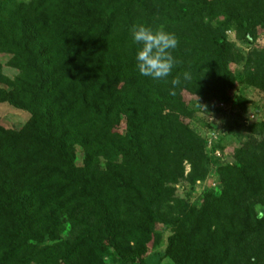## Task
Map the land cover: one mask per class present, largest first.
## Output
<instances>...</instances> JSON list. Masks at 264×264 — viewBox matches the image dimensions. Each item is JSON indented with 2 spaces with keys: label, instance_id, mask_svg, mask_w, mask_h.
Instances as JSON below:
<instances>
[{
  "label": "trees",
  "instance_id": "16d2710c",
  "mask_svg": "<svg viewBox=\"0 0 264 264\" xmlns=\"http://www.w3.org/2000/svg\"><path fill=\"white\" fill-rule=\"evenodd\" d=\"M137 24L178 37L167 80L136 69ZM228 30L253 44L264 0H0V54L17 71L0 65V103L29 114L0 122V264H142L157 225L171 264H264V118L247 123L259 139L212 163L190 126L198 103L226 101L231 62L264 93V49L235 50ZM170 146L191 183L212 165L221 188L173 206Z\"/></svg>",
  "mask_w": 264,
  "mask_h": 264
},
{
  "label": "rangeland",
  "instance_id": "374dc122",
  "mask_svg": "<svg viewBox=\"0 0 264 264\" xmlns=\"http://www.w3.org/2000/svg\"><path fill=\"white\" fill-rule=\"evenodd\" d=\"M225 34L227 39L234 45L235 50H239L241 53H248L254 49H264L263 32L260 33L253 44L238 40L233 30H228ZM7 61L8 56L0 54L1 72L6 78L12 80L17 75V71L10 68ZM229 68L237 80L226 101L220 100L211 102L210 104H202L203 110L200 107L194 109V113L190 119V126L204 142L205 152L210 158L211 163L216 159L213 150L208 146V141L210 139L213 140L212 132L216 136L214 147L220 152L221 159H230L234 151L238 147L243 146L245 141L251 138L259 139L247 133L248 121L256 122L264 118V93L244 81V78L248 75L246 74L247 69L244 63L234 64L231 62ZM28 119L29 114L27 112L6 103H0V122L3 126L18 130L23 127ZM122 127H120V130ZM170 147H168V151L171 154L168 155L170 156L168 163L171 172L170 176L174 177V181L171 183L174 192L173 198L175 200L172 203L173 206H176L179 201L196 205L206 192H214L221 188V184L217 181V176L213 173L216 166L212 165L204 179L191 183L189 181L192 176L190 163L184 160L178 166L177 159H172L171 157L174 155L173 152L176 146ZM255 209L257 212L262 211V207L258 205ZM156 228L161 234L160 243L155 248L149 249L142 264H171L169 259L164 257L166 241L170 234L169 229L165 225H157Z\"/></svg>",
  "mask_w": 264,
  "mask_h": 264
},
{
  "label": "clouds",
  "instance_id": "9594fccd",
  "mask_svg": "<svg viewBox=\"0 0 264 264\" xmlns=\"http://www.w3.org/2000/svg\"><path fill=\"white\" fill-rule=\"evenodd\" d=\"M131 35L134 43L140 45L136 52V69L141 76L149 77L156 81H165L172 75L178 61L173 52L179 45V39L173 32L165 30L163 25L153 27L147 24L133 25ZM183 80L191 78V74L185 71ZM181 84V75L171 80L170 94H175V88ZM203 110V106L198 103ZM250 264H256V257L250 258Z\"/></svg>",
  "mask_w": 264,
  "mask_h": 264
},
{
  "label": "built area",
  "instance_id": "2783aa9c",
  "mask_svg": "<svg viewBox=\"0 0 264 264\" xmlns=\"http://www.w3.org/2000/svg\"><path fill=\"white\" fill-rule=\"evenodd\" d=\"M214 134H215L214 132L211 133V135L213 136V140L210 139L208 141V146H209L210 149H212L215 146L214 144L216 142V136ZM213 154L216 157H221L220 152L218 150H216V149L213 151Z\"/></svg>",
  "mask_w": 264,
  "mask_h": 264
},
{
  "label": "water",
  "instance_id": "95a60500",
  "mask_svg": "<svg viewBox=\"0 0 264 264\" xmlns=\"http://www.w3.org/2000/svg\"><path fill=\"white\" fill-rule=\"evenodd\" d=\"M252 123V122H251ZM229 161V160H228Z\"/></svg>",
  "mask_w": 264,
  "mask_h": 264
}]
</instances>
